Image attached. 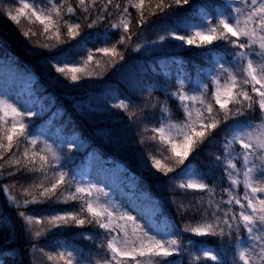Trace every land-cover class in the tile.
<instances>
[{
  "label": "snow or ice",
  "instance_id": "1",
  "mask_svg": "<svg viewBox=\"0 0 264 264\" xmlns=\"http://www.w3.org/2000/svg\"><path fill=\"white\" fill-rule=\"evenodd\" d=\"M145 3L46 0L41 8L19 0L15 8L0 7V14L17 25L18 37L25 38L19 42L26 54L37 57L49 78L68 93L105 85L100 96L88 97L86 103L65 93L67 109L56 107L51 97L56 111L0 91V160L5 162L0 179L12 181L11 189L4 184L0 191L22 188L20 199L8 200L21 221L25 245L22 253L0 249V264H29L25 257L47 230L71 227L80 229L93 248L68 251L65 245L56 254L63 264H185L184 257L189 264H264V0H213L212 10H199V22L186 34L161 27L155 39L133 43L151 21L166 20L192 0H147V14ZM22 19L40 25L42 40L25 29ZM101 24L105 42L109 31L119 39L87 48L82 63L66 62L73 45L83 51L88 43L82 33ZM172 41L201 53V62L187 69L185 61L173 57L174 84L167 72V80L160 82L148 77V70H123L121 48L150 51ZM220 45L222 52L212 51ZM8 48L0 38V57L16 63ZM101 53L109 56L103 65L107 74L97 70L100 61L95 67L91 63ZM150 71L155 73L156 66ZM112 74H119L123 94L108 81ZM170 100L178 105L177 114L182 110V122L173 121ZM57 115L60 122L53 128ZM74 117L90 132L78 127ZM46 119L47 130L37 126ZM148 140L153 146L146 150ZM213 141L217 151L201 169L192 167L197 153ZM161 146L167 157L157 151ZM217 184L224 185L219 198ZM241 186L243 192L237 194ZM40 205L52 210L37 214L29 207ZM165 205L175 209L179 222H166ZM88 225L98 238L87 233ZM185 234L215 239L217 245L190 248L193 241Z\"/></svg>",
  "mask_w": 264,
  "mask_h": 264
},
{
  "label": "trees",
  "instance_id": "2",
  "mask_svg": "<svg viewBox=\"0 0 264 264\" xmlns=\"http://www.w3.org/2000/svg\"><path fill=\"white\" fill-rule=\"evenodd\" d=\"M27 3H38L41 8L46 6V0H25ZM58 3L59 0H56ZM69 3L74 2V0H68ZM119 3L123 5L124 0H119ZM4 5H8L12 8H15L19 5V0H0V7ZM213 5V0H192L191 6H185L183 9L174 10L166 20L160 21L159 19L151 21L147 28L143 30V35L137 37L133 43L143 42L144 40H152L156 38V32L161 27L173 28L178 31L179 34H186L187 31L190 30L192 25H195L199 22V10H207L211 11ZM148 3L144 5L145 14H147ZM130 12L135 15V9H130ZM117 14L113 13V19L115 20ZM26 30L36 32L37 36L35 39L42 40V37L39 36L41 31L40 25L35 22H29L26 20L21 21ZM133 31H136L135 26L133 25ZM87 33H90L88 35ZM87 33H82L87 35L88 43L84 45V50L80 51L78 48L73 45L72 50L66 53V62L68 63H82L83 58L87 56V48H96V47H104L107 45H111L115 43L119 39L118 33H113L109 31L108 40L105 42V25L101 24L95 29L87 30ZM0 38H4L8 41L9 48L8 50L13 54L16 61L22 62L30 68L31 72L36 76V82L33 85L32 92L28 96H24L23 94L14 95L12 93L7 92L4 87L3 82L0 80V91H4L13 97H17L21 103L33 104L37 102H41L45 106V111H48L51 108V111H56V107L63 105L65 109L68 108L69 101L64 99L63 96L65 93H68L67 89L62 88L59 84L55 83L53 80L49 78V73L47 69L41 68L40 64L37 62L38 58L34 56H30L26 54L24 45L20 44V40L25 38L18 37L17 25L12 21L8 20L6 16L0 14ZM63 50L65 48L64 45L60 46ZM121 51L125 53V68L123 70H129L131 68H136L140 70H148L147 76L155 79L157 81L163 82L167 80V77L164 75L165 72L170 73L173 78V84L175 78L177 77V65L173 60V57L179 58L186 62V69L190 68L192 64L201 62L200 57L201 53L198 49L194 47H185L180 45L178 42L172 41L166 43L162 49H153L150 51H140L136 52L125 51L121 48ZM217 53L222 52V45L218 46L215 49H212ZM109 59V56L101 53L96 54L94 60L91 62L92 66L95 67L96 61H100L101 68L97 69L98 71L107 74L108 70L103 67L105 62ZM6 59L0 57V62ZM16 62V63H19ZM20 64V63H19ZM156 66V72L153 73L150 71L151 66ZM206 66V65H204ZM193 79L195 80L197 77L195 73L192 74ZM108 81L112 83L114 88H119L121 94H123L124 89L120 84V76L119 74H112L107 77ZM105 88L104 84H98L94 89L82 88L77 90L75 93H68L72 95H76L85 100L87 102L88 97H96L102 94L103 89ZM38 93L40 100L37 101L36 94ZM55 97L56 99V107H52L50 98ZM6 98V97H5ZM169 107L172 112V119L174 122H182V110L181 114H177V107L173 106V102L170 100ZM49 118H51V112H49ZM74 119H76L74 117ZM59 115L53 121V128L56 123H59ZM77 126L80 127L84 132H90V129L83 122L76 119ZM38 127H43L44 129H48V120H44L43 123L38 124ZM151 125H149L150 127ZM151 133H145V136H150ZM153 146V142L148 140L145 144V149H150ZM219 145L216 141L210 142L205 145L204 148L197 153L196 158L192 160L191 166L196 169H201L203 167L204 162L210 158L213 152H216ZM102 148V146H101ZM104 155H108V151L102 148ZM160 153L161 158L167 157L169 154L163 149L161 146L157 149ZM163 162V159H162ZM0 164H5L3 160H0ZM218 174V172H217ZM209 184L212 183L210 179L208 181ZM4 184H8L10 189L12 188V181L0 179V188ZM224 187V185L217 184L216 191L219 198L220 189ZM66 191V190H64ZM197 191V190H193ZM22 188L17 185L15 189L10 190L8 193H3L0 191V249H12V253L15 254L17 250L19 252L24 251L25 245L23 244L20 237L21 230V221L17 218L14 206H12L8 200V197H12L13 199L21 198ZM243 188L242 186L238 189L237 194H242ZM161 199L166 198V193L159 192L157 193ZM59 195V194H58ZM205 198L206 194H205ZM187 202V198H185ZM63 206V205H60ZM33 213H47L52 210L51 207L40 205V206H29ZM166 211L168 214V220L171 222L172 220H176L179 222V218L176 216L175 209L173 207L167 206ZM22 210V209H21ZM185 220H189V217H185ZM189 222L194 223L195 221L189 220ZM43 227V225H41ZM87 233L93 237V239L98 238V231L93 228L91 225L86 226ZM81 230L76 227H71L67 229H62L60 231L55 230H47L44 233V236L40 239L38 247L30 252L25 259L29 261V264H63L62 261H58L56 259V254L59 251L65 250V245H67L68 251L72 248L76 249H86L92 250L93 246L91 241L84 239L80 235ZM185 239H192L193 243L189 246L190 248L197 247H216L217 240L209 238L207 240H201V238L189 236L185 234ZM28 248H31V245H27ZM43 248V252L40 250ZM48 255H52L53 259L49 260ZM194 255H200L199 253H194ZM231 256V252H227L223 258L228 260ZM16 259L19 260L20 257L17 255ZM185 264H189L188 257H184ZM211 264V262H210Z\"/></svg>",
  "mask_w": 264,
  "mask_h": 264
},
{
  "label": "rangeland",
  "instance_id": "3",
  "mask_svg": "<svg viewBox=\"0 0 264 264\" xmlns=\"http://www.w3.org/2000/svg\"><path fill=\"white\" fill-rule=\"evenodd\" d=\"M12 59L15 60L16 58L12 57ZM19 63H10L8 60L1 61L0 80L3 82L7 92L14 95L23 94L24 96H28L32 92L33 85L37 78L27 65L22 62ZM18 64L22 65L23 68H27V73H25L23 68L19 67ZM166 222L171 223L168 219Z\"/></svg>",
  "mask_w": 264,
  "mask_h": 264
}]
</instances>
